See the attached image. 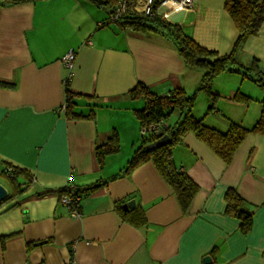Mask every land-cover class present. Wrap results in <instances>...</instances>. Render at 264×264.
<instances>
[{
  "label": "crops",
  "instance_id": "crops-1",
  "mask_svg": "<svg viewBox=\"0 0 264 264\" xmlns=\"http://www.w3.org/2000/svg\"><path fill=\"white\" fill-rule=\"evenodd\" d=\"M108 16L85 0H0V178L8 180L3 162L30 175L28 182L17 178L21 191L0 202V264H68L71 258L74 264H264V136L248 133L225 163L186 133L172 150L176 166L198 185L186 213L152 161L122 173L141 136L135 110L144 99L130 91L140 82L158 95L177 88L190 95L202 72L186 66L161 35L107 23ZM164 21L220 55L230 53L238 37L224 0H195L193 9ZM70 50L68 71L62 57ZM237 55L243 64L256 58L264 69V23ZM69 73L73 110L91 117L61 111ZM224 79L227 84L213 86L216 109L202 116L204 94L195 116L222 132L231 122L251 128L261 104L233 100L241 90ZM178 116L173 110L165 124L174 125ZM114 133L118 150L99 163L96 147ZM68 181L80 189L103 182L81 194L79 216L59 200ZM228 188L252 216L248 232L226 213ZM130 199L144 212L142 227L116 211Z\"/></svg>",
  "mask_w": 264,
  "mask_h": 264
},
{
  "label": "trees",
  "instance_id": "trees-1",
  "mask_svg": "<svg viewBox=\"0 0 264 264\" xmlns=\"http://www.w3.org/2000/svg\"><path fill=\"white\" fill-rule=\"evenodd\" d=\"M85 1L102 8L110 14L118 0ZM5 4L2 3L1 5ZM224 9L232 19L238 31V37L232 51L223 55L200 46L194 39L184 33L177 24L161 21L157 18L130 15L123 16L119 21V25L124 29L140 33L153 32L161 35L178 51L186 66L202 72L197 89L190 95L181 88L174 89L166 95H158L151 92L145 84L140 82L130 91L131 97H142L144 99L143 107L135 110L140 126H148L159 120H165L173 110H178L179 116L174 125L164 124L158 132L151 131L146 135H141L140 142L122 173L128 174L141 163L152 161L158 174L173 190L183 213H186L194 195L198 191V185L176 166L172 156L173 148L181 143L186 133L192 132L225 163L230 161L232 154L248 133L264 136V100L260 101L261 110L257 121L249 129L238 123L231 122L227 130L222 132L205 125L203 118H198L194 115L196 98L200 92L208 96L206 111L212 112L216 109L217 95L212 92V83L213 79L221 73L236 72L241 75L242 79L251 80L264 90V69L261 68L258 60L253 58L249 64H243L237 55V49L244 39L249 35L256 34L262 23H264V0H224ZM64 86L65 116L68 118L91 117L92 113L83 115L73 110L76 104V94L70 90L68 80L65 81ZM233 100L249 102L251 98L237 91ZM164 134H168L170 137L168 143L158 147L149 146L150 143ZM118 147V139L116 133H114L106 143L96 147L98 162L101 163L105 155L116 152ZM2 164V174L9 170L12 176H7L10 191L4 198L6 199L17 195L21 191L17 178L24 177L25 182H28L30 175L26 170L17 166L4 162ZM120 175L117 174L113 178H117ZM102 183H96L85 189L77 187V190L80 194L87 193L96 189ZM224 199L226 201V213L239 219L241 231L248 232L252 226V216L240 208L242 203L240 195L235 189L228 188L224 194ZM115 208L118 214L132 225L142 227L146 224L144 212L138 205L128 211L123 210L118 205Z\"/></svg>",
  "mask_w": 264,
  "mask_h": 264
},
{
  "label": "built area",
  "instance_id": "built-area-1",
  "mask_svg": "<svg viewBox=\"0 0 264 264\" xmlns=\"http://www.w3.org/2000/svg\"><path fill=\"white\" fill-rule=\"evenodd\" d=\"M194 1L195 0H118L113 11L108 16L107 23L117 24L121 18L126 15L157 18L164 21L172 12L188 11L193 9ZM159 7H165L166 11L162 14H158L157 9ZM74 55V52L70 50L62 57V62L68 71L72 69ZM69 77L70 73L66 77L65 81H67ZM64 109L65 105L63 104L61 111L64 112ZM164 124V120H159L155 123L149 124L148 126H141L140 134L146 135L151 131L158 132ZM5 175L12 177L9 170L5 171ZM59 200L69 209L71 216H79L81 194L71 181H68V183L62 188ZM68 264H74V259L71 258Z\"/></svg>",
  "mask_w": 264,
  "mask_h": 264
},
{
  "label": "rangeland",
  "instance_id": "rangeland-1",
  "mask_svg": "<svg viewBox=\"0 0 264 264\" xmlns=\"http://www.w3.org/2000/svg\"><path fill=\"white\" fill-rule=\"evenodd\" d=\"M109 26H111L112 24H108ZM112 27V26H111ZM226 74V75H225ZM228 74V75H227ZM224 76H228V77H224ZM224 78H230L231 82L233 80V82L235 83L237 88H240L241 93H243L242 91H247V94L251 100L249 101V103L252 106H255L257 108L260 107V101L264 100V90H262L260 87H258L254 82H252L251 80L248 79H242L240 74H236V73H221L219 75H217L214 79H213V83H212V92H213V86L217 83H219L220 85H225L228 83V81H225ZM227 80V79H226ZM205 93H200L197 95L196 101L198 99V96H205ZM207 96V95H206ZM205 108V107H204ZM207 108H205L201 113L202 116L207 112L206 111ZM196 111V107H194V113ZM195 115V114H194ZM198 115V114H197ZM0 181L2 183H4L6 185V187L10 190V186H9V182L8 180H6V178H0Z\"/></svg>",
  "mask_w": 264,
  "mask_h": 264
},
{
  "label": "water",
  "instance_id": "water-1",
  "mask_svg": "<svg viewBox=\"0 0 264 264\" xmlns=\"http://www.w3.org/2000/svg\"><path fill=\"white\" fill-rule=\"evenodd\" d=\"M170 141V137L168 134H164L163 136H161L160 138H158L157 140H155L154 142L150 143L149 146L150 147H158L160 145H163L165 143H168ZM8 195V190L7 188L0 183V202ZM135 205V200L134 199H130L128 200L125 204H123V209L125 211H127L128 209L134 207ZM204 262H208L210 261V256H205L203 258Z\"/></svg>",
  "mask_w": 264,
  "mask_h": 264
}]
</instances>
